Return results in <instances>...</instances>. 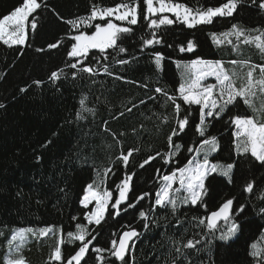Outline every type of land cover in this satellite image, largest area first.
Segmentation results:
<instances>
[{
    "label": "trees",
    "instance_id": "16d2710c",
    "mask_svg": "<svg viewBox=\"0 0 264 264\" xmlns=\"http://www.w3.org/2000/svg\"><path fill=\"white\" fill-rule=\"evenodd\" d=\"M172 1L194 10L226 2ZM131 2L38 0L41 7L26 22L24 43L0 41V264H5L7 257L19 256L25 264L53 263L49 236L24 245L20 253L12 252L16 246L12 232L25 227L60 229L62 259L54 263L67 264L82 244L69 243L67 238L77 223L86 225L90 233L86 239L96 237L81 264H99L97 255L104 256L103 264H260V257H253L251 252L253 244L264 252V164L250 153L236 151L231 119L252 115L264 122V92L258 88L249 98L256 111L238 98L220 117L206 118L205 136L201 137L196 131L201 106L184 103L178 91L182 84L191 83L181 77V70L197 59L224 63L239 75V87L247 83L248 70H254L255 80L264 78L259 70L264 65V52L255 42H244L264 33L260 0H238L232 16L216 17L211 24L194 27L164 14L173 23L157 29L149 28L143 0H139L138 23H125L131 31L123 34L119 47L104 52L90 49L72 68L77 58L68 56L75 42L71 37L81 31L91 35L95 24L106 23V18L81 24L79 29L68 21L89 17L94 7L99 10ZM21 3L0 0V17ZM33 19L35 28L31 26ZM232 25L244 35L221 36L230 32ZM153 31L161 42L144 47L143 40L152 38ZM212 34L224 42L215 43ZM188 41L195 45L192 51H187ZM52 44L57 46L50 48ZM181 46L186 50L180 51ZM120 47L126 51L120 52ZM155 53L163 57L159 68ZM85 66L92 67L93 73L83 72ZM53 72L58 78H51ZM156 88L163 93H157ZM215 95L218 98V93ZM169 96L174 101L168 100ZM175 104H180L179 113ZM185 116L186 128L172 138L173 146L180 145L175 149L170 147L168 137L178 127L177 119ZM208 137H216L218 145L213 159L234 165L230 175H208L206 191L195 205L177 202L175 210L171 205L156 206L162 177L183 167L195 153L189 148H199L201 140ZM129 150H133L132 155L125 164L119 157ZM169 153L173 154L166 162ZM150 156L155 158L141 167ZM105 169L110 171L105 173ZM125 176L132 179L119 215L109 207L99 225L86 222L87 207L80 203L86 187L104 186L113 194L110 203H114L116 185ZM250 182L254 187L249 192L245 188ZM144 193L148 195L138 200ZM229 199L233 200L230 220L209 230L207 214ZM141 211L147 214L146 219L140 217ZM202 219L205 223L200 222ZM233 223L238 225L234 235L220 239ZM131 229L138 236L123 261L109 251H94L111 250V242ZM189 240L199 243L184 247Z\"/></svg>",
    "mask_w": 264,
    "mask_h": 264
},
{
    "label": "snow or ice",
    "instance_id": "6c2138e0",
    "mask_svg": "<svg viewBox=\"0 0 264 264\" xmlns=\"http://www.w3.org/2000/svg\"><path fill=\"white\" fill-rule=\"evenodd\" d=\"M238 0H226V2L221 3L217 7H208L207 9H197L193 10L182 3H173L172 0H143V5L145 6L144 19L150 21L149 28L157 29L162 25L172 24L173 20L170 19L164 13H173L177 19H182L188 27H194L196 25H205L213 23L214 18L216 17H230L233 15L234 10L237 7ZM158 5V6H156ZM139 0H132L131 3H122L117 4L114 7L101 8L97 10L93 8L91 14L87 18H80L79 20L68 21L73 28L79 29L81 24H89L91 20L99 18L100 20H105V18H110L115 16L117 21H126L129 25H136L138 23V8ZM41 5L38 3V0H22V3L16 6L10 13L0 17V41H3L5 44H23L25 38V26L26 22L29 20L30 16L36 12ZM259 7L264 9V0H260ZM119 12V14H117ZM161 14L158 18L156 14ZM31 26L36 27V22L33 19ZM131 31L130 27L120 26L116 23H113L112 19H108L106 23L95 24V31L88 35L84 32H79V34L71 37L75 42L71 45V50L68 52L70 58H77V63L71 65L72 68H76L77 64L80 63L81 57H84L88 54L90 49H99L101 52H104L109 48L119 47L118 41L121 39L123 34ZM214 42L221 44L224 42L222 39H218L216 34H212ZM229 35H236L238 38L244 33L238 29L237 25H232V29L228 33H222L221 36L227 37ZM157 34L155 31L152 32V38L144 39L143 46L147 47L152 44L160 43L161 41L156 38ZM231 43V41H228ZM245 43L255 42L256 47L264 52V33L253 38V40L245 39ZM56 44L49 45L50 48L56 47ZM193 41H188L187 51H192L194 48ZM186 49L181 46L180 51H185ZM120 52H125L126 49L123 47L119 48ZM155 64L157 68L161 65V60L163 59L160 53H155ZM119 63H127V61H119ZM179 63V62H178ZM233 64L238 63L237 61H232ZM247 64V62H243ZM203 65L207 71L201 70V76L197 77L191 84L185 86L181 85L179 88V93L186 104H195L201 106V117L200 122L196 125V131L201 137L205 136V123L206 118L208 117H220L222 113L225 112L228 105L237 101L238 98H243L244 103L249 107H252L256 111L254 105L251 103L250 97L256 95L257 88L261 92H264V78L260 80L254 79V70H249L247 73V83L242 84L239 88H236L232 77L224 69L222 62H206L202 60L191 61V65L195 67L196 65ZM83 72L93 73V68L90 66H85L81 69ZM260 73L264 77V65L259 66ZM104 71L107 73V66L104 67ZM75 75V73H73ZM203 75H214L217 80L216 85H208L207 87H202L199 83V80L202 79ZM52 79L58 78V73L53 72L51 74ZM39 83V82H37ZM219 88L218 99L212 98L211 103L209 104V98L213 97L214 90ZM157 93H163V89L156 88ZM167 95L166 93H164ZM168 100L174 101V97H167ZM81 105H84V100H81ZM180 104H175V110L179 113ZM90 111V109H86ZM78 118L80 114L78 113ZM178 127L173 129L172 134L168 137L170 147L179 149L180 145H172V138L176 136L179 132H183L188 124V117L182 119H177L176 121ZM231 123L236 125L238 131L234 133L235 136L239 137L243 141V145H237V151L242 154H248L255 158L256 161L264 164V122H258L253 117H233ZM205 148H208L210 151H215L217 148L216 137H208L207 139H202L199 148L193 149L189 148V152L200 153L204 151ZM133 150H129L128 154H121L119 159H122L125 164L129 161V157L132 155ZM173 153H169L166 158V162L171 158ZM160 154L157 153V156ZM155 157H148L147 160L143 162L141 167L144 164L149 163ZM233 164H228L223 169H219L217 165L210 164L207 159V153H205V158L203 161L190 160L188 165L184 168L177 169L170 175H165L162 177L164 184L157 191L155 205L156 206H167L171 205L173 210L177 206L176 194L180 189H173V181L177 178V173H179V183L181 189H183L187 195L183 198L184 203L190 201L191 204L195 205L198 201L202 200V197L206 191L205 189V179L211 173L217 172L220 170L224 176H229L231 170L233 169ZM110 169H105V173L109 172ZM132 179L131 176H125L119 184L116 185V188L119 192V196L115 197L114 203H110L113 199V194L107 190H104L102 193L97 190L99 185L89 184L85 189V194L81 199L80 203L87 207L89 203L95 201V207L91 211L84 213V219L88 221L89 224L93 222L96 225H99L101 221L105 218V213L110 207L114 210L116 215L120 213L121 204L127 199V192L129 191V181ZM253 183L246 185L245 190L251 191L253 189ZM147 193L142 194V196L137 199H143L144 196H147ZM233 204V200L229 199L225 201L219 208L218 211H214L206 218L207 227L209 230H213L217 227V221L223 218L225 221L230 220L229 209ZM129 207H134L135 205L129 204ZM243 207V206H242ZM261 212H264V209H261ZM141 218H147V214L144 211L140 212ZM75 220L76 218L73 217ZM201 223H205V220L202 219ZM147 227V225H145ZM238 225L233 223L231 227L228 228L226 233H223L220 237L222 240L229 239L236 231ZM75 231H70L67 233L68 242L72 243L73 241L82 242L81 246L75 252L74 255L68 258L67 264H81L82 258L85 256L89 250V246L92 245L95 240V236H92L90 239H86L90 235L86 225L77 223L75 225ZM51 228L41 229L39 235L41 237L46 236L51 232ZM26 232H33L32 229H20L18 233H15L12 237V241L19 239L21 243L24 240ZM33 234H35L33 232ZM138 233L135 229L129 231H124L122 235L119 236L117 240L111 242V250H105L96 248L94 251L96 253H104L109 251V254L123 261L126 255V252L129 248V241L133 237H137ZM63 240L58 239L57 245L51 253V258L55 261H60L61 256V243ZM195 243H199L196 241ZM195 243L191 240L187 242L184 247L191 248L195 246ZM11 244V241H10ZM20 245H17V250ZM253 251L251 255L253 257H260V264H264V252L257 248V245H252ZM179 251V249H177ZM97 261L99 264H103L104 256L97 255ZM5 264H25L23 256H19L17 259H6Z\"/></svg>",
    "mask_w": 264,
    "mask_h": 264
},
{
    "label": "rangeland",
    "instance_id": "374dc122",
    "mask_svg": "<svg viewBox=\"0 0 264 264\" xmlns=\"http://www.w3.org/2000/svg\"><path fill=\"white\" fill-rule=\"evenodd\" d=\"M173 3H178V2H174V1H172ZM183 4V3H182ZM184 5H186V4H184ZM156 6H158V5H156ZM187 6V5H186ZM114 7V6H113ZM187 7H189V6H187ZM215 7H217V6H215ZM107 8V7H106ZM189 8H191V7H189ZM191 9H193V8H191ZM194 10V9H193ZM195 11V10H194ZM117 14H119V12L117 13ZM164 14H170V15H173V16H175L173 13H164ZM108 19H112V21H113V23H116V24H118V25H120V26H124V27H127L126 26V24L125 23H127L126 21H117L116 19H115V16H113V17H110V18H106V22H107V20ZM181 21H183L182 19H180ZM27 26V25H26ZM26 26H25V36H26ZM25 39V38H24ZM202 61H206V62H208V61H210V62H220V61H216V60H202ZM222 65H223V67H224V69L227 71V73L232 77V80L234 81V85H235V87L236 88H239V82H240V80H239V75L237 74V73H235L233 70L232 71H229V67L228 66H226L224 63H222ZM203 69V71H207V69L206 68H204V66L203 65H196L195 67H193L191 64L190 65H188L184 70H181V77L184 79V80H191L190 82L192 83L194 80H196V78L197 77H200L201 76V70ZM249 71V70H248ZM183 73H185L186 75L184 76V75H182ZM248 73V72H247ZM255 75V74H254ZM258 76V75H257ZM254 78H255V76H254ZM257 78V77H256ZM191 83H189V84H191ZM199 83H200V85L202 86V87H207L208 85H216L217 84V80H216V77L214 76V75H203V77H202V79H200L199 80ZM189 84H187V85H189ZM187 85H185V86H187ZM258 89V88H257ZM215 93H219V88H216L215 90H214V93H213V97H210L209 98V104L211 103V99L212 98H217V96L215 95ZM218 99V98H217ZM242 117H253L252 115H250V116H242ZM238 131V129H237V127H236V125H235V129H234V133L235 132H237ZM234 137H235V141H234V143H235V149H236V151H237V145L238 144H240L241 146L243 145V141H242V139L241 138H239V137H237V136H235L234 135ZM217 144V143H216ZM217 148H218V145H217ZM217 148H216V150L215 151H210L208 148H205L204 149V151H201L200 153H197V152H195L194 153V155L190 158V160H198V161H203V159L205 158V153H207V159H208V161L210 162V164H215V165H217L218 166V168L219 169H223L224 167H226L228 164H231V163H223V162H221V161H219V160H215V159H213V157H212V155H214L215 153H216V151H217ZM238 152V151H237ZM189 160V161H190ZM188 161V162H189ZM188 162L183 166V167H181V168H184L186 165H188ZM215 173H218V174H220V175H223L222 174V172L220 171V170H218L217 172H215ZM224 176V175H223ZM225 177H228V176H225ZM163 184H164V181H163V183L160 185V187H159V189L163 186ZM87 188V187H86ZM158 189V190H159ZM173 189H180V191L176 194V200H177V202H179L180 204H187V203H184V202H182L183 201V198L187 195V193L183 190V189H181V186H180V183H179V173H177V178L173 181ZM97 190L98 191H100L101 193L104 191V190H107V191H109L110 192V190H108V189H106L104 186L102 187H98L97 188ZM157 193V192H156ZM84 194H85V191H84V193L82 194V197H81V199L83 198V196H84ZM119 196V192H117V197ZM111 202V201H110ZM188 203H190V201L188 202ZM82 206H84V205H82ZM85 207V206H84ZM93 207H95V201H92L91 203H89V205L87 206V211L86 212H88V211H91V209L93 208ZM86 222H88V221H86ZM94 223V222H93ZM44 228H51L52 229V231L51 232H49L46 236H49L50 237V239L52 240V252H53V250H54V248L56 247V245H57V241H58V239H60V240H62V238H61V232H60V229H55V228H52V227H42V228H31V227H25V228H19V229H17V230H14L13 232H12V234H11V237H13V235L15 234V233H18L19 232V230L20 229H32L33 230V232L35 233V234H33V232H26L25 233V237H24V240H23V242L21 243V241L19 240V239H17V240H15V241H13V243L14 244H16V246H13V251L12 252H14V253H20V251L22 250V247L24 246V245H26V244H28V243H30V242H37L39 239H41L42 237L39 235V232H40V230L41 229H44ZM234 235V234H233ZM232 235V236H233ZM46 236H43V237H46ZM231 236V237H232ZM11 240H12V238H11ZM17 245H20V247H19V249L17 250ZM60 247H61V245H60ZM18 257H7L6 259H17ZM5 259V260H6ZM52 259V258H51ZM53 260V263L52 264H56V263H54L55 262V260L54 259H52ZM56 262H60V261H56ZM75 263V262H74Z\"/></svg>",
    "mask_w": 264,
    "mask_h": 264
},
{
    "label": "water",
    "instance_id": "95a60500",
    "mask_svg": "<svg viewBox=\"0 0 264 264\" xmlns=\"http://www.w3.org/2000/svg\"><path fill=\"white\" fill-rule=\"evenodd\" d=\"M227 201V200H226ZM225 202V201H224ZM223 202V203H224ZM222 203V204H223ZM222 204H220L215 210H213V211H211V212H209L208 214H207V217L208 216H210V214L212 213V212H214V211H218L219 210V208H220V206L222 205ZM232 207H233V204L230 206V209H229V215L231 216V213H232ZM206 217V218H207ZM223 222H225V220L223 219V218H221V219H219L218 221H217V225H219L220 223H223ZM127 231H129V230H127ZM137 232V231H136ZM123 234V232L120 234V235H122ZM119 235V236H120ZM118 239H119V237H118ZM118 239H117V242H118ZM136 239V237H133L132 238V240H130L129 241V245H131L132 244V242L134 241ZM130 247V246H129ZM129 249V248H128Z\"/></svg>",
    "mask_w": 264,
    "mask_h": 264
},
{
    "label": "bare ground",
    "instance_id": "6f19581e",
    "mask_svg": "<svg viewBox=\"0 0 264 264\" xmlns=\"http://www.w3.org/2000/svg\"><path fill=\"white\" fill-rule=\"evenodd\" d=\"M130 247H131V245H130ZM130 247H129V249H128V250H127V252H126V255H127V253L129 252V250H130ZM126 255H125V256H126Z\"/></svg>",
    "mask_w": 264,
    "mask_h": 264
}]
</instances>
